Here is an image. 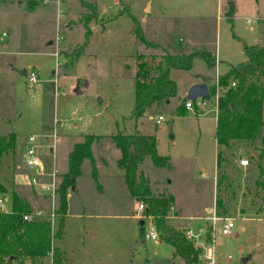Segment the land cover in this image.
I'll return each instance as SVG.
<instances>
[{
  "label": "rangeland",
  "instance_id": "obj_1",
  "mask_svg": "<svg viewBox=\"0 0 264 264\" xmlns=\"http://www.w3.org/2000/svg\"><path fill=\"white\" fill-rule=\"evenodd\" d=\"M83 1L95 5V17L79 0L0 1V136H15L12 155L1 159L0 181L39 206L33 208L41 212L38 218L49 220L55 194L30 186L26 172L15 168L24 155L23 140L36 138L43 168L38 184L50 185L53 173L56 189L73 144L96 136L91 146L96 180L84 160L78 195L67 199L62 233L54 240L62 264H183L169 245L148 237L150 219H143L138 202L128 197L116 165L119 151L108 140L116 133L151 135L170 168H155L145 159L138 172L146 175L154 194L167 189L173 196L168 224L205 243L209 230L213 264H264V198L254 185L259 142H234L223 149L220 173L226 180L216 188L215 157L221 148L213 139L215 97L196 99V109L186 110L182 103L193 85L209 89L228 65L244 61V46L264 47V0ZM134 29L156 47L138 41ZM161 50L202 51L214 65L195 57L189 70H170L175 97L153 104L134 121L135 55L156 62ZM31 71L37 78L33 85L26 82ZM79 78L87 85L76 94ZM181 103L184 115L177 116ZM158 116L163 121L156 124ZM261 119L264 136V103ZM240 160L247 165L241 167ZM3 196L9 210L10 197ZM215 198L226 215L215 216ZM225 218L233 221L229 236L220 233ZM42 264H50V258Z\"/></svg>",
  "mask_w": 264,
  "mask_h": 264
},
{
  "label": "trees",
  "instance_id": "obj_2",
  "mask_svg": "<svg viewBox=\"0 0 264 264\" xmlns=\"http://www.w3.org/2000/svg\"><path fill=\"white\" fill-rule=\"evenodd\" d=\"M79 2L82 8L92 14L91 17L96 16L93 3L83 0ZM232 12L230 7L225 14L227 20L230 19ZM133 33L134 37L145 46L156 47L144 41L139 29H134ZM243 54L244 61L229 65L225 73L218 75L215 84L208 89V95L204 99L216 96L213 139L218 147L222 146L226 150L234 142L250 144L259 142L261 147L256 159L258 175L254 185L263 192L264 198V164L261 165V161L264 160V136H261L264 47L244 46ZM195 57L202 58L208 67L214 65V58L202 51L175 55L161 50L156 62L153 58L147 60L142 54H136L131 119L137 121L153 104L175 97L176 86L169 78V71L189 70ZM185 102H182L183 107ZM182 103L176 108L177 116L184 115ZM98 139L96 136L87 135L82 142L74 144L68 153L66 172L60 176V181L54 190L56 209L52 221L45 218L23 220V217L31 216L33 210L39 209V206H33L17 191L0 181V195L7 194L10 197L9 211L0 212V264H42L46 257L50 258V264H62V254L54 246V240L62 233V222L67 211V194L75 190V181L80 175V167L84 160L89 162L90 176L94 181L96 180L91 146ZM108 140L119 151L116 165L122 173L128 196L142 203L141 217L150 219L157 239L169 245L172 248V257L180 259L183 264H200L201 249L195 247L193 241L187 239L183 231L168 224V213L173 206V196L167 189L154 194L146 175L138 172L139 165L145 159H149L155 168H170L169 159L157 154L154 136L116 133L109 136ZM14 141L15 136L12 133L0 136V163L3 157L12 155ZM223 161V150H221L215 157L218 177H216V188H220L222 182L226 180L220 173ZM214 214L216 217L226 215L225 208L218 198H215ZM142 218L139 222L143 224ZM209 240L210 232L207 230L206 243Z\"/></svg>",
  "mask_w": 264,
  "mask_h": 264
},
{
  "label": "built area",
  "instance_id": "obj_3",
  "mask_svg": "<svg viewBox=\"0 0 264 264\" xmlns=\"http://www.w3.org/2000/svg\"><path fill=\"white\" fill-rule=\"evenodd\" d=\"M36 79L37 78L35 74L31 71L29 75L26 77V82L30 85H33L36 83ZM215 99H216V96H215ZM191 103H192L191 101H186L184 103V108L191 109ZM162 121H163L162 117L158 116L155 123L157 124ZM37 149H38V146L36 145V138L34 136H29L26 139V145L24 149V155L22 159L21 168L23 169V171L26 172L28 184L30 186L37 187L45 195H49L50 197H53L54 190H55L54 174L53 173L51 174L52 183L50 185H45V184L39 185L36 180V177L42 176V164L37 154ZM239 165L244 167L247 165V161L240 160ZM6 203H7V198L3 195H0V212L7 213L9 211L6 208ZM138 211L142 213L143 211L142 203H138ZM40 213H41L40 211H37L36 213H33L31 216L23 217V220H39L41 219V218H38L40 216ZM49 218H50L49 219L50 221L53 220V212ZM214 219L215 218H212V220ZM222 222L223 223L221 226L220 233L223 236H229L233 229V221L228 218H225L223 219ZM147 235L151 240L153 241L157 240L155 229L150 222L148 223ZM185 236L187 239H190L193 241L195 247H199L201 249V255H200L201 264H213V249L211 245L202 241L199 236L192 235L190 231L186 232Z\"/></svg>",
  "mask_w": 264,
  "mask_h": 264
},
{
  "label": "crops",
  "instance_id": "obj_4",
  "mask_svg": "<svg viewBox=\"0 0 264 264\" xmlns=\"http://www.w3.org/2000/svg\"><path fill=\"white\" fill-rule=\"evenodd\" d=\"M96 9V8H95ZM97 15V14H96ZM229 66V65H228ZM228 66H227V68H228ZM219 74H217L216 75V78H217V76H218ZM216 78H215V82H216ZM86 85H87V82H86V80H84V79H77L76 80V85H75V90H74V93H81V91L83 90V88H85L86 87ZM78 87V89L76 90V88ZM208 89V88H207ZM214 100L216 101V99L214 98ZM192 108H195V105L194 104H192L191 103V109ZM196 109V108H195ZM186 110H190V109H186ZM214 113H215V109H214ZM215 142V141H214ZM76 144V143H75ZM25 145H26V139H24L23 140V146H24V149H25ZM74 145V144H73ZM70 152V151H69ZM68 155V154H67ZM22 159H23V157H22ZM22 159H21V166H22ZM95 164V163H94ZM19 165V161H18V164L16 163L15 164V168L17 169V171H19V168L21 167ZM242 167V166H241ZM23 170V169H22ZM42 171H43V168H42ZM80 176V175H79ZM96 177H97V175H96ZM77 180V179H76ZM156 183H158V182H156ZM170 183V182H169ZM78 184H77V181H75V190L73 191V192H71L70 194H68L67 195V199L68 198H70L71 196H76V195H78V186H77ZM123 185H124V183H123ZM100 187V189L101 190H99V191H102L103 189L101 188V186H99ZM125 187V186H124ZM126 189V188H125ZM127 192V191H126ZM128 194V193H127ZM129 197V196H128ZM130 198V197H129ZM204 209H205V211H208L209 210V206H205L204 207ZM171 210H173L174 211V209L172 208ZM136 220H137V218H135ZM137 222L139 223V220H137ZM187 230V229H186Z\"/></svg>",
  "mask_w": 264,
  "mask_h": 264
},
{
  "label": "water",
  "instance_id": "obj_5",
  "mask_svg": "<svg viewBox=\"0 0 264 264\" xmlns=\"http://www.w3.org/2000/svg\"><path fill=\"white\" fill-rule=\"evenodd\" d=\"M226 1H230V0H226ZM24 74V73H23ZM78 89V87L76 88V90ZM208 95V89L204 84H197V85H193L187 93V96L185 98V100L188 101H195L196 99L202 100L204 98H206ZM221 150H223V147L220 146ZM139 225H142V222H139Z\"/></svg>",
  "mask_w": 264,
  "mask_h": 264
}]
</instances>
